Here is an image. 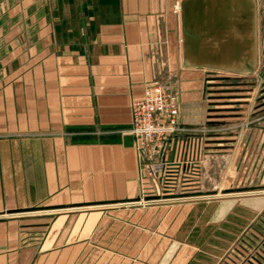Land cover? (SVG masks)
I'll return each instance as SVG.
<instances>
[{"label":"crops","instance_id":"crops-1","mask_svg":"<svg viewBox=\"0 0 264 264\" xmlns=\"http://www.w3.org/2000/svg\"><path fill=\"white\" fill-rule=\"evenodd\" d=\"M180 1L0 0V264H264L252 201L127 202L144 88L170 83L199 119L208 68L183 63ZM256 21L255 1L257 41Z\"/></svg>","mask_w":264,"mask_h":264},{"label":"rangeland","instance_id":"rangeland-1","mask_svg":"<svg viewBox=\"0 0 264 264\" xmlns=\"http://www.w3.org/2000/svg\"><path fill=\"white\" fill-rule=\"evenodd\" d=\"M255 1L257 3L255 70L249 73L208 69L203 71L204 83L198 107L199 119L192 123L194 128L205 131L204 135L197 136L198 140L200 139V147L202 145L199 159L194 163L197 165V174L193 177L192 185L185 187L181 182L182 179H178L176 182L179 187L173 188L171 185L167 189L172 190L173 193L187 191L217 193V196L213 197L187 198L189 201L202 200L215 203L231 197L232 202L243 205L252 201L258 207H263L261 212H258L261 215L264 212L263 192L221 195L226 189L264 185V111H262L264 108V0ZM174 89L180 99L179 89ZM138 194L141 196L140 191ZM149 203L152 202L139 204ZM242 212L241 226L245 228L255 215L252 217L244 213V210Z\"/></svg>","mask_w":264,"mask_h":264},{"label":"built area","instance_id":"built-area-1","mask_svg":"<svg viewBox=\"0 0 264 264\" xmlns=\"http://www.w3.org/2000/svg\"><path fill=\"white\" fill-rule=\"evenodd\" d=\"M173 11L179 12V3L174 5ZM130 111L131 124L127 132L132 137L136 157V175L141 192L138 203L189 198L162 197L190 193H173L167 188L171 185L179 187L178 179H182L185 187L193 184V177L197 174L194 163L199 159L202 147L197 136L204 135V129L198 130L182 121L180 99L170 83L147 85L142 98L131 103ZM146 196H158L159 199L144 200ZM246 259L239 264L251 262Z\"/></svg>","mask_w":264,"mask_h":264},{"label":"water","instance_id":"water-1","mask_svg":"<svg viewBox=\"0 0 264 264\" xmlns=\"http://www.w3.org/2000/svg\"><path fill=\"white\" fill-rule=\"evenodd\" d=\"M179 14L182 59L186 66L237 73H249L255 70L257 65L255 0H181ZM124 142L126 145H131L132 137L126 135ZM263 190L264 185L246 186L226 189L222 194ZM210 192L195 191L162 198L213 194ZM157 199L158 196L144 197V200ZM139 200L135 198L127 202ZM26 210H35V208Z\"/></svg>","mask_w":264,"mask_h":264},{"label":"bare ground","instance_id":"bare-ground-1","mask_svg":"<svg viewBox=\"0 0 264 264\" xmlns=\"http://www.w3.org/2000/svg\"><path fill=\"white\" fill-rule=\"evenodd\" d=\"M220 101V100H219ZM263 192L264 193V190L263 191H244V192H241V193H230V194H221L223 196L225 195H231V194H249V193H261ZM213 196H217V193H213V194H202L201 196H190L189 198L190 199H196V198H201V197H213ZM181 199H187V198H181Z\"/></svg>","mask_w":264,"mask_h":264}]
</instances>
